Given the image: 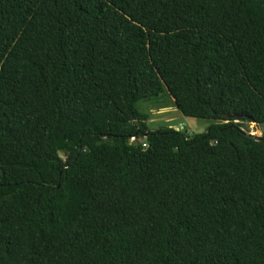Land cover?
Wrapping results in <instances>:
<instances>
[{
    "label": "trees",
    "instance_id": "obj_1",
    "mask_svg": "<svg viewBox=\"0 0 264 264\" xmlns=\"http://www.w3.org/2000/svg\"><path fill=\"white\" fill-rule=\"evenodd\" d=\"M165 92L207 132L152 131ZM243 122L264 0H0V264H264Z\"/></svg>",
    "mask_w": 264,
    "mask_h": 264
},
{
    "label": "rangeland",
    "instance_id": "obj_2",
    "mask_svg": "<svg viewBox=\"0 0 264 264\" xmlns=\"http://www.w3.org/2000/svg\"><path fill=\"white\" fill-rule=\"evenodd\" d=\"M136 107L140 112L149 115L148 125L152 131L162 128H174L179 131L184 130L190 136H195L205 134L208 128L214 123L209 120L183 116L177 111L167 92L158 98L141 101L137 103ZM243 129L252 136L259 138L264 136V125L259 126L255 123L243 122ZM61 156L66 159L63 154Z\"/></svg>",
    "mask_w": 264,
    "mask_h": 264
},
{
    "label": "water",
    "instance_id": "obj_3",
    "mask_svg": "<svg viewBox=\"0 0 264 264\" xmlns=\"http://www.w3.org/2000/svg\"><path fill=\"white\" fill-rule=\"evenodd\" d=\"M259 138V137H258Z\"/></svg>",
    "mask_w": 264,
    "mask_h": 264
}]
</instances>
